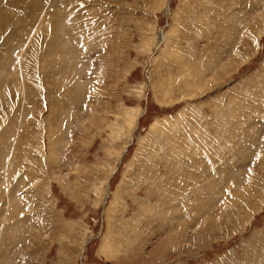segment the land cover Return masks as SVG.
<instances>
[{"label":"rangeland","instance_id":"1","mask_svg":"<svg viewBox=\"0 0 264 264\" xmlns=\"http://www.w3.org/2000/svg\"><path fill=\"white\" fill-rule=\"evenodd\" d=\"M0 264H264V0H0Z\"/></svg>","mask_w":264,"mask_h":264},{"label":"bare ground","instance_id":"2","mask_svg":"<svg viewBox=\"0 0 264 264\" xmlns=\"http://www.w3.org/2000/svg\"><path fill=\"white\" fill-rule=\"evenodd\" d=\"M165 6H166V5H165ZM165 6H164V7H165ZM166 12H169V9H168V8H166ZM131 131H132V130H131ZM129 138H130V137H129Z\"/></svg>","mask_w":264,"mask_h":264}]
</instances>
